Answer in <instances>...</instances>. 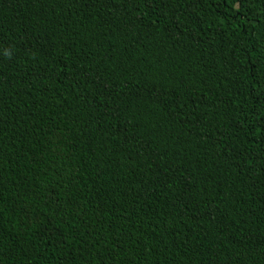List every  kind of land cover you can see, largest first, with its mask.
Here are the masks:
<instances>
[{
	"label": "trees",
	"instance_id": "trees-1",
	"mask_svg": "<svg viewBox=\"0 0 264 264\" xmlns=\"http://www.w3.org/2000/svg\"><path fill=\"white\" fill-rule=\"evenodd\" d=\"M0 264H264V0H0Z\"/></svg>",
	"mask_w": 264,
	"mask_h": 264
}]
</instances>
